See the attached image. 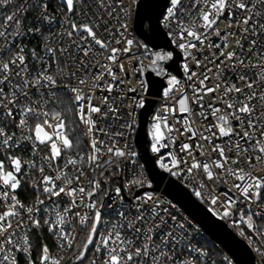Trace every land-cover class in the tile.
<instances>
[{
  "label": "snow or ice",
  "instance_id": "snow-or-ice-1",
  "mask_svg": "<svg viewBox=\"0 0 264 264\" xmlns=\"http://www.w3.org/2000/svg\"><path fill=\"white\" fill-rule=\"evenodd\" d=\"M165 177L264 264V0H0V264H239Z\"/></svg>",
  "mask_w": 264,
  "mask_h": 264
},
{
  "label": "water",
  "instance_id": "water-1",
  "mask_svg": "<svg viewBox=\"0 0 264 264\" xmlns=\"http://www.w3.org/2000/svg\"><path fill=\"white\" fill-rule=\"evenodd\" d=\"M136 37L142 41L149 42L152 40L146 28L143 29V35L140 32H134ZM155 92L149 93V101L154 100ZM154 104H149L148 108L151 109ZM147 115V111H145ZM154 190H161L166 194L173 202L189 216L191 217L205 232L207 237L217 243L227 254L233 255L239 264H256V258L250 251H245L246 245L239 242V238L235 237L234 233L224 224L223 221L212 217L207 212L206 208L199 204L195 198L178 186L176 182L169 184L168 178L165 177L159 181L158 186L154 185Z\"/></svg>",
  "mask_w": 264,
  "mask_h": 264
},
{
  "label": "built area",
  "instance_id": "built-area-1",
  "mask_svg": "<svg viewBox=\"0 0 264 264\" xmlns=\"http://www.w3.org/2000/svg\"><path fill=\"white\" fill-rule=\"evenodd\" d=\"M133 35H135V33H133ZM136 36V35H135ZM33 43H35V41H33ZM31 46V45H30ZM39 51V50H38ZM129 78H131L130 77V74H129ZM148 97H149V95H148ZM153 98H156L155 96L153 97ZM154 107H155V105H154ZM153 107V108H154ZM155 192H156V194L157 195H160V196H162L163 198H166V199H170L166 194H164L161 190H154ZM21 199L22 200H25V202H27V197L26 196H24V195H22L21 196ZM178 206V205H177ZM179 207V206H178ZM182 210V209H181ZM183 211V210H182ZM184 212V211H183ZM184 214L185 215H187L185 212H184ZM190 219H192L191 217H189ZM193 220V219H192ZM193 223H196L194 220H193ZM197 224V223H196ZM198 225V224H197ZM199 226V225H198ZM200 227V226H199ZM201 231L205 234V232L202 230V228H201ZM205 236L207 237V235L205 234ZM207 238H209V237H207ZM210 239V238H209ZM211 240V239H210ZM216 245H217V247L218 248H220L221 249V253L222 254H227L217 243H216ZM52 251H53V253H55L56 251H57V249L55 248V247H53V249H52ZM254 256H255V254H254ZM256 258V257H255ZM257 259V258H256Z\"/></svg>",
  "mask_w": 264,
  "mask_h": 264
},
{
  "label": "rangeland",
  "instance_id": "rangeland-1",
  "mask_svg": "<svg viewBox=\"0 0 264 264\" xmlns=\"http://www.w3.org/2000/svg\"><path fill=\"white\" fill-rule=\"evenodd\" d=\"M137 39H139V38H137Z\"/></svg>",
  "mask_w": 264,
  "mask_h": 264
},
{
  "label": "trees",
  "instance_id": "trees-1",
  "mask_svg": "<svg viewBox=\"0 0 264 264\" xmlns=\"http://www.w3.org/2000/svg\"><path fill=\"white\" fill-rule=\"evenodd\" d=\"M146 23V22H145Z\"/></svg>",
  "mask_w": 264,
  "mask_h": 264
}]
</instances>
